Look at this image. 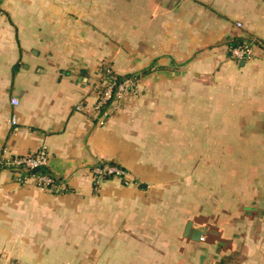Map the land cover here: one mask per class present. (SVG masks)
Segmentation results:
<instances>
[{
    "label": "crops",
    "instance_id": "crops-1",
    "mask_svg": "<svg viewBox=\"0 0 264 264\" xmlns=\"http://www.w3.org/2000/svg\"><path fill=\"white\" fill-rule=\"evenodd\" d=\"M107 4L0 2V161L46 145L48 173L67 189L21 185L0 164V264H264V220L241 232L218 225V237L206 228L199 242L186 235L205 197L187 185L210 180L206 169L232 166L226 197L244 205L225 211L248 209L252 184L264 198V175L254 176L264 169V0H135L123 32L106 24ZM237 37L252 42L254 59H231ZM104 64L120 76L150 71L100 127ZM110 164L128 182L96 189L95 169Z\"/></svg>",
    "mask_w": 264,
    "mask_h": 264
},
{
    "label": "built area",
    "instance_id": "built-area-1",
    "mask_svg": "<svg viewBox=\"0 0 264 264\" xmlns=\"http://www.w3.org/2000/svg\"><path fill=\"white\" fill-rule=\"evenodd\" d=\"M1 2V0H0ZM242 27L241 23L237 24ZM229 55L231 59L236 62H246L256 57L255 48L252 42H246L235 47L229 48ZM95 91L98 95V101L93 108V116L96 123L103 127L106 125L110 117L109 106L115 102H120L125 98L138 97L141 93L139 86V79L135 77L121 78L111 66L104 64L100 70L99 77L95 82ZM13 106L19 105L18 98H12ZM17 124L16 116L12 117V125ZM49 163V149L43 145L39 150L31 155L13 156L3 158L0 164L13 169L15 180L21 185L33 183V185L45 192H62L67 191L63 188L59 179L51 174H32L31 176L23 177L14 169L23 167L31 171L47 168ZM94 186L99 189L102 182L108 178L123 179L125 183L127 180V172L118 166H103L94 171Z\"/></svg>",
    "mask_w": 264,
    "mask_h": 264
},
{
    "label": "rangeland",
    "instance_id": "rangeland-1",
    "mask_svg": "<svg viewBox=\"0 0 264 264\" xmlns=\"http://www.w3.org/2000/svg\"><path fill=\"white\" fill-rule=\"evenodd\" d=\"M105 9L106 10L104 11L107 19L106 24L108 25V27L111 24L109 28L113 29V32L116 31L123 32V30H121L122 27H120L123 26V22H124V28H126L125 23H128V21H132L133 19H135V0H108V4L105 6ZM115 18L121 19L120 25L116 26L111 23V21H113ZM207 135L209 134L205 135L204 143L210 140ZM197 151L199 150H194V152ZM221 153H223L222 150ZM254 167L259 168L258 166H254ZM231 168L232 166L229 165H221L217 171H215L216 169H214L215 172L213 174L211 172V169L208 170V173L206 169L203 177L206 178L207 176L211 177V175H213L212 176L213 181H211L212 178L208 181L205 180L200 181L199 183L200 185H202V187H200V185L192 184L191 182L188 183L187 185L188 194L194 193L196 188H198V190L202 188L205 193V197L203 202L200 204L204 210L199 212L196 211L190 214L188 217V219L193 222L194 226L192 227L190 234L187 236V238L191 237L192 231L195 229V227L199 228L200 230H204L207 228L212 236L218 237L217 234L222 233L218 225L224 226L225 228L228 227L229 225L230 228H232L235 225L237 230L236 232L238 231L241 232L242 229L241 228L238 229L237 226L239 225L241 226L243 222L249 220L250 221L264 220V210L261 212L257 211L258 213L256 211H253L252 214H248L245 212V210H249V208H251L254 203H257L258 207L261 206L262 208H264V198L259 196L260 187L257 184H252L251 194L252 195L255 194L254 198L256 200H253L252 197L251 200L246 202L245 206H247L248 209H245L244 211L235 210V212L225 211L226 205L240 203L239 201L232 202L233 200H231V198L229 199L226 197L229 191L227 190L226 181H223L221 178L222 176H230V174L228 173L230 172ZM261 168H260L261 171L258 170V173L255 174L254 176L258 177L260 172H261V176L264 175V169ZM215 173H218L219 177L215 176ZM193 183H197V182H193ZM243 189L244 188H240L239 191L242 192ZM212 194H214V197H209V195L211 196ZM243 205H244L243 203H240L237 208L239 209L240 207H243ZM217 206H219L218 209H216ZM231 234L230 236H232Z\"/></svg>",
    "mask_w": 264,
    "mask_h": 264
},
{
    "label": "trees",
    "instance_id": "trees-1",
    "mask_svg": "<svg viewBox=\"0 0 264 264\" xmlns=\"http://www.w3.org/2000/svg\"><path fill=\"white\" fill-rule=\"evenodd\" d=\"M246 42H250V41L248 39L243 38V37H240V38L237 37L232 42H230L231 45H230L229 48L238 46V45L246 43ZM149 71L150 70H145L139 75H127V76H121V78H124V77H135V78L140 79L141 76H145L146 74H148ZM112 165L110 164L108 166H112ZM47 169L48 168H43V169H40V170L31 171V170H28V169H24L23 167H20L19 169H16V170L14 169V171H17L23 177H26V176L28 177V176H31L32 174H50V173H48ZM11 171H13V169Z\"/></svg>",
    "mask_w": 264,
    "mask_h": 264
},
{
    "label": "water",
    "instance_id": "water-1",
    "mask_svg": "<svg viewBox=\"0 0 264 264\" xmlns=\"http://www.w3.org/2000/svg\"><path fill=\"white\" fill-rule=\"evenodd\" d=\"M83 74H85V72ZM192 224H193V222H191V221L188 223L187 228H186V232H187L186 235L190 234V231L192 229ZM206 232H207V229L204 231L195 230L191 235V239L199 242Z\"/></svg>",
    "mask_w": 264,
    "mask_h": 264
}]
</instances>
